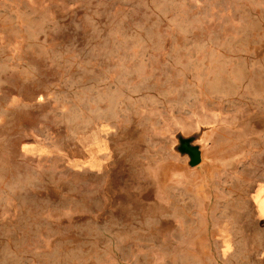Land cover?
Instances as JSON below:
<instances>
[{"label": "rangeland", "instance_id": "obj_1", "mask_svg": "<svg viewBox=\"0 0 264 264\" xmlns=\"http://www.w3.org/2000/svg\"><path fill=\"white\" fill-rule=\"evenodd\" d=\"M262 191L264 0H0V264H264Z\"/></svg>", "mask_w": 264, "mask_h": 264}, {"label": "water", "instance_id": "obj_2", "mask_svg": "<svg viewBox=\"0 0 264 264\" xmlns=\"http://www.w3.org/2000/svg\"><path fill=\"white\" fill-rule=\"evenodd\" d=\"M194 140V137L181 138L180 145L178 146V150L181 154L188 155V163L191 167L199 165L202 160L201 148L199 145L194 144Z\"/></svg>", "mask_w": 264, "mask_h": 264}, {"label": "crops", "instance_id": "obj_3", "mask_svg": "<svg viewBox=\"0 0 264 264\" xmlns=\"http://www.w3.org/2000/svg\"><path fill=\"white\" fill-rule=\"evenodd\" d=\"M260 204H263L264 207V192H260Z\"/></svg>", "mask_w": 264, "mask_h": 264}]
</instances>
